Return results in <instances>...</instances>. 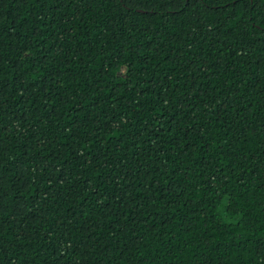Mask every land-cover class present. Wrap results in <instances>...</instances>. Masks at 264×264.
I'll return each instance as SVG.
<instances>
[{
	"label": "trees",
	"instance_id": "1",
	"mask_svg": "<svg viewBox=\"0 0 264 264\" xmlns=\"http://www.w3.org/2000/svg\"><path fill=\"white\" fill-rule=\"evenodd\" d=\"M0 264H264V0H0Z\"/></svg>",
	"mask_w": 264,
	"mask_h": 264
}]
</instances>
